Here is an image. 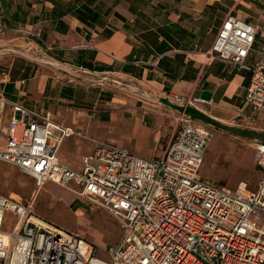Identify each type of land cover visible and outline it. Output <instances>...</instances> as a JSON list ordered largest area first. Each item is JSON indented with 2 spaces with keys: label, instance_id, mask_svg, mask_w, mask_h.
Masks as SVG:
<instances>
[{
  "label": "built area",
  "instance_id": "1",
  "mask_svg": "<svg viewBox=\"0 0 264 264\" xmlns=\"http://www.w3.org/2000/svg\"><path fill=\"white\" fill-rule=\"evenodd\" d=\"M261 34L258 24L229 14L205 56L250 71L244 103L264 112ZM250 56L255 58L251 66ZM158 60L149 64L156 66ZM189 105L188 100L177 114L176 133L160 158L145 159L0 92V161L32 176L37 187L26 201L0 193V264H264V142L254 143L260 170L255 188L240 182L231 190L202 179L199 172L213 134L209 124L186 112ZM72 137L93 145L81 157L80 170L58 158L63 142ZM48 183L117 220L120 239L103 249L105 257L78 233L35 211L37 195Z\"/></svg>",
  "mask_w": 264,
  "mask_h": 264
},
{
  "label": "crops",
  "instance_id": "2",
  "mask_svg": "<svg viewBox=\"0 0 264 264\" xmlns=\"http://www.w3.org/2000/svg\"><path fill=\"white\" fill-rule=\"evenodd\" d=\"M259 1L0 0V92L88 135L92 125L100 130L103 124L85 117L88 107L119 102V111L105 118L129 122L136 136L152 135L156 141L164 132L161 155L176 128L164 115H177L188 100L200 123L211 121L227 130L239 122L252 126L256 119L264 120V112L244 103L250 71L205 55L229 14L261 23L264 39V0ZM155 58L158 64L150 65ZM254 62L248 57V65ZM105 81L125 91L111 95L115 89H107ZM205 91L210 100L201 98ZM83 140L74 144L83 145ZM65 141L58 158L79 170L86 154L75 155L77 150Z\"/></svg>",
  "mask_w": 264,
  "mask_h": 264
},
{
  "label": "rangeland",
  "instance_id": "3",
  "mask_svg": "<svg viewBox=\"0 0 264 264\" xmlns=\"http://www.w3.org/2000/svg\"><path fill=\"white\" fill-rule=\"evenodd\" d=\"M104 86L109 90L110 88L115 89L114 92L111 91V95H116L117 97L119 92L125 91L120 89L125 87L112 81H105ZM127 90L129 91V89ZM117 103L119 102H113V104L109 105L102 103L104 106H97L94 110H91L92 107H88V114L85 117L90 118L91 116L94 117V120H103L102 129L97 130L92 125L89 135L82 133L86 136H93L92 138L103 142L112 143L118 148H125L131 153H138L141 155L140 157L145 159L160 158L161 151L167 140L164 132L158 135L156 141L152 135L136 136L132 130V124L129 122L120 123L118 120L105 118L109 113L114 114L119 111L118 106H115ZM188 107L194 106L189 105ZM189 115L194 118L191 110ZM176 116L173 114L164 115L173 125H176L174 133L177 130ZM8 119V116H6L4 125L8 124ZM203 123H211L214 126L209 127L213 135L200 168V177L213 182L217 186H223L231 190L236 189L240 182H247L249 187L253 189L260 176V170L255 164L254 139L264 141V120L256 119L255 124L252 126L248 125V127L240 122L238 126H229V129L256 133L258 136L255 138L234 135L229 129L219 127L211 121H203ZM169 127L171 129L173 126L170 124ZM76 139L80 138L72 137L66 139L64 145L71 143L73 151L77 150L75 155L90 154L93 150V145L87 140H83V145H75ZM81 146L84 147L79 151L78 147L81 148ZM76 160L78 162L79 158ZM35 190H37V187L32 176L23 173L16 166L0 161L1 194L11 195L26 201L33 196L36 192ZM35 203V211L40 216L50 220L60 228L78 233L93 244L99 256L105 257L103 249L113 246L120 239L121 229L118 225L119 223L108 211L95 204H90L87 200L58 185L46 184L38 193Z\"/></svg>",
  "mask_w": 264,
  "mask_h": 264
},
{
  "label": "water",
  "instance_id": "4",
  "mask_svg": "<svg viewBox=\"0 0 264 264\" xmlns=\"http://www.w3.org/2000/svg\"><path fill=\"white\" fill-rule=\"evenodd\" d=\"M201 98H202L203 100H210V98H211V94H210L209 92L205 91V92H203V94L201 95Z\"/></svg>",
  "mask_w": 264,
  "mask_h": 264
},
{
  "label": "trees",
  "instance_id": "5",
  "mask_svg": "<svg viewBox=\"0 0 264 264\" xmlns=\"http://www.w3.org/2000/svg\"><path fill=\"white\" fill-rule=\"evenodd\" d=\"M188 108H189V107L186 108V112L189 114L191 108H189V109H188Z\"/></svg>",
  "mask_w": 264,
  "mask_h": 264
}]
</instances>
